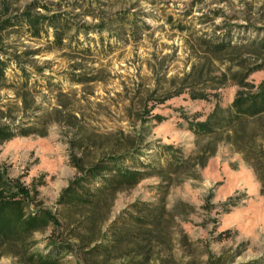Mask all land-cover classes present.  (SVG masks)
Instances as JSON below:
<instances>
[{"label":"rangeland","instance_id":"1","mask_svg":"<svg viewBox=\"0 0 264 264\" xmlns=\"http://www.w3.org/2000/svg\"><path fill=\"white\" fill-rule=\"evenodd\" d=\"M2 2L10 15L31 2L44 3L51 12H34L62 8L76 24L104 27L79 36L90 45L87 54L58 49L50 33L47 41L0 32L9 51L3 58L24 63L31 78L15 92L21 74L9 68L0 83V127L11 132L0 138V190L15 193L23 186L28 208L50 215L48 225L29 238L31 252L44 256L59 247L57 264L264 262V196L252 169L225 134L201 139L189 125L205 120L215 104L223 111L231 105L243 90L232 72L259 64L245 81H264V0H85L91 6L80 0H0V19ZM120 13L134 18L138 29L117 21L107 25L105 19ZM211 39L254 43V51L242 46L214 55L204 49ZM233 54L235 60L252 59L236 66L227 61ZM223 72L226 80L210 89ZM70 73L87 78H74L83 82L74 84ZM138 145L146 161L158 155L157 147L176 148L181 168L147 176L97 205L61 202L63 190L88 169ZM144 203L155 211L133 207ZM0 264L27 262L3 247Z\"/></svg>","mask_w":264,"mask_h":264},{"label":"trees","instance_id":"2","mask_svg":"<svg viewBox=\"0 0 264 264\" xmlns=\"http://www.w3.org/2000/svg\"><path fill=\"white\" fill-rule=\"evenodd\" d=\"M5 1V0H4ZM108 1V0H106ZM87 6L94 5L91 2H85ZM100 3V2H96ZM105 5V2H101ZM3 11L2 19H0V32H21L31 38L44 37L48 41L49 33L52 45L58 49L76 50L81 53H92L90 45L81 43L79 36L84 38L88 34L101 32L102 24L86 26L84 24H76L73 16L67 11H62L58 8L52 14L42 15L35 13L37 8L43 9L45 12H51L50 6L44 3L31 2L26 5L21 11L14 14L9 13V6L4 2L1 4ZM81 8V5L77 6ZM71 10H73L71 8ZM124 14V13H123ZM122 13L113 15L109 19H105L107 25L122 23L123 26L129 25L134 30L138 29L137 22L134 18L128 20L130 16H125ZM86 15H89L86 13ZM120 15V16H119ZM104 21V20H102ZM115 21V22H114ZM182 29V28H181ZM134 35L135 32H133ZM102 41V38H101ZM246 47L247 52L254 47L253 44H237L225 40H209L205 45V52H211L218 55L227 48L239 51L238 47ZM255 47L259 45L255 44ZM3 55L9 54L0 39V83L6 80V71L9 68H15L21 74L18 82L13 84L12 89L17 92L19 89L27 88L30 76L26 75L27 66L24 63L13 61L14 65L8 63ZM19 56V55H18ZM237 55L227 56V61L233 65H243L245 61L252 58H241L235 60ZM226 59V58H225ZM253 59H256L254 57ZM236 63V64H235ZM247 66V64H246ZM244 67V66H243ZM242 67V68H243ZM246 71L239 70L232 72L230 78L243 88L237 90L231 105L221 110L215 104L211 113L207 115L205 120L190 122V127L193 133L198 138H214L217 135L225 134L227 142L231 145L233 151L237 152L245 163L252 169L257 181L260 184V193L264 196V81L257 86L246 82L247 76L259 69L261 66L255 64L249 66ZM245 69V68H243ZM39 73L41 71L39 70ZM71 78L86 77L81 73H70ZM37 77H44L36 75ZM227 74L222 73L218 76L217 81H210L209 88L216 89L221 85L222 80H226ZM87 78V77H86ZM74 84L83 83L82 80H74ZM50 88V86H49ZM256 89L255 91L252 89ZM247 89V90H246ZM206 99V96H201ZM195 119V118H192ZM0 127V138L6 139L11 136V132H3ZM23 130V135L26 133ZM140 146H134L129 150H125L117 156L105 157L100 164H96L88 169L83 175V178L72 182L66 187L61 195V202L75 208H82L85 205H97L106 201L108 197L114 195L124 187H129L137 184L141 179L150 175H162L175 173L182 166V157L176 148L157 147L158 155L154 158H149L148 161L143 160V156H147L140 151ZM214 153V148L208 156ZM128 164L131 169H127L122 164ZM0 190V248L10 247L15 251V254L21 255L27 264H57L58 258L55 256L57 252L61 253L59 247H53L52 252L44 256H37L35 251L31 252L32 242L29 241L31 235L35 232L43 230L50 220V215L41 210H30L28 208L29 190L23 186H17V192L10 193ZM138 211L143 213H153L155 208L144 203L142 206H133ZM141 221H143L140 218ZM115 241V240H113ZM101 253V252H99ZM244 264H264L256 260Z\"/></svg>","mask_w":264,"mask_h":264}]
</instances>
